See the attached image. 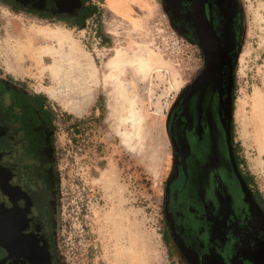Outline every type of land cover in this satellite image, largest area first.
Returning a JSON list of instances; mask_svg holds the SVG:
<instances>
[{
  "label": "rangeland",
  "instance_id": "374dc122",
  "mask_svg": "<svg viewBox=\"0 0 264 264\" xmlns=\"http://www.w3.org/2000/svg\"><path fill=\"white\" fill-rule=\"evenodd\" d=\"M5 1L0 79L45 97L52 112L56 263L193 264L167 226L166 187L176 164L169 113L202 73L204 54L177 28L168 1L68 0L74 11L65 20ZM242 3L234 135L264 216V0ZM83 5L90 12L75 16ZM99 25L108 43L94 39ZM51 33L67 36L50 45L37 39ZM76 56L90 68L85 95L73 102L51 70Z\"/></svg>",
  "mask_w": 264,
  "mask_h": 264
},
{
  "label": "flooded vegetation",
  "instance_id": "af4514ba",
  "mask_svg": "<svg viewBox=\"0 0 264 264\" xmlns=\"http://www.w3.org/2000/svg\"><path fill=\"white\" fill-rule=\"evenodd\" d=\"M11 1L39 13L74 11L64 5L68 0ZM167 1L177 28L204 54L202 73L169 113L176 164L166 187L168 232L193 264H264L261 200L250 189L234 135L233 79L245 36L244 4ZM30 96L0 79V215L8 226L0 234V264H35L31 253L40 264H57L53 131ZM9 232L17 239L3 242Z\"/></svg>",
  "mask_w": 264,
  "mask_h": 264
},
{
  "label": "bare ground",
  "instance_id": "6f19581e",
  "mask_svg": "<svg viewBox=\"0 0 264 264\" xmlns=\"http://www.w3.org/2000/svg\"><path fill=\"white\" fill-rule=\"evenodd\" d=\"M66 36L67 35H61V34L58 35L57 33H51L48 35L38 34L37 39L41 42H45L48 45H50L54 37L63 38ZM16 42L20 44L19 41ZM57 63L58 64H56V66H54L51 70L52 78L57 86V89L60 90L61 94L65 97V99L73 100V102L82 99L85 95L84 85L88 80V76L85 74V72L87 71L88 68H90V66L85 64L84 59L81 57L79 58L78 56H76L75 64L71 62L68 63V60L65 57ZM261 99L262 101H264V95H262ZM261 121L263 123H260L259 134L261 141L264 143V120L261 118ZM26 253L28 255L32 254V258L34 259V261L36 259V263L34 262L35 264L37 263L40 264V262H42L40 258H38L37 254L35 253L30 254L28 249L26 250Z\"/></svg>",
  "mask_w": 264,
  "mask_h": 264
},
{
  "label": "trees",
  "instance_id": "16d2710c",
  "mask_svg": "<svg viewBox=\"0 0 264 264\" xmlns=\"http://www.w3.org/2000/svg\"><path fill=\"white\" fill-rule=\"evenodd\" d=\"M5 3H8V4H13L15 8H18L19 7V4L18 3H14L13 1L11 0H6ZM83 4H84V0H83ZM52 5V4H51ZM26 10H33L36 14H38V16L40 17H43V18H52L53 15H58V16H61V18L63 20L67 19V18H72V15H73V11L70 12V13H65L64 11H61L60 14H56V10H55V13H39L38 11H36L35 9H31V8H26ZM90 12V7H86L85 5H83V7L81 8L80 11H78L77 15L75 16H87V14ZM97 36H99L101 39H102V42L103 43H108L109 42V37L108 35L105 33L104 29H103V25H99L97 27ZM31 92V98H32V104H34L35 106V109H37V111L39 113H41V111L43 110V112H46L48 114V116L50 117V113H52L50 111V109L48 108V106L46 105L47 101L45 99V97L41 96V95H38L32 91ZM47 106L48 110H44V107ZM51 121V117L49 118V122Z\"/></svg>",
  "mask_w": 264,
  "mask_h": 264
},
{
  "label": "water",
  "instance_id": "95a60500",
  "mask_svg": "<svg viewBox=\"0 0 264 264\" xmlns=\"http://www.w3.org/2000/svg\"><path fill=\"white\" fill-rule=\"evenodd\" d=\"M6 223V220L4 218H2V216L0 215V234H2V232H6L7 233V230L6 228H8V226L5 224ZM13 239L15 237H13V235L9 232V235H6L3 237L2 241H10V239ZM17 238H15L16 240ZM0 242H1V237H0ZM13 242V241H12Z\"/></svg>",
  "mask_w": 264,
  "mask_h": 264
},
{
  "label": "built area",
  "instance_id": "2783aa9c",
  "mask_svg": "<svg viewBox=\"0 0 264 264\" xmlns=\"http://www.w3.org/2000/svg\"><path fill=\"white\" fill-rule=\"evenodd\" d=\"M94 39H96L97 40V43L100 45V44H102V39L99 37V36H97V28H96V30H95V32H94Z\"/></svg>",
  "mask_w": 264,
  "mask_h": 264
}]
</instances>
